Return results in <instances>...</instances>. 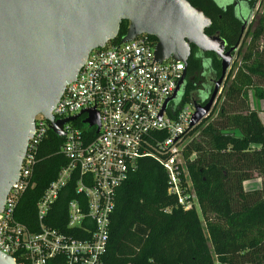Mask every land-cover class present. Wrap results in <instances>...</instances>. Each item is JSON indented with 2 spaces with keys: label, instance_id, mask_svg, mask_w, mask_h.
I'll list each match as a JSON object with an SVG mask.
<instances>
[{
  "label": "trees",
  "instance_id": "16d2710c",
  "mask_svg": "<svg viewBox=\"0 0 264 264\" xmlns=\"http://www.w3.org/2000/svg\"><path fill=\"white\" fill-rule=\"evenodd\" d=\"M188 1L210 19L205 34L218 33L228 48L237 45L238 58L208 115L185 134H197L182 150L197 210L183 209L167 193V176L156 159H139L116 191L101 264H264V124L250 106L248 94L253 90L264 102V0L262 12L243 30L240 16L245 18L246 10L262 0H238L247 4L241 7L244 13L224 0ZM126 27L127 22L121 21L117 37L110 42L118 43ZM150 39L155 43L154 37ZM204 66L208 78L220 76L216 55L200 54L190 45L187 75ZM195 80H186L178 98L189 102L193 95L203 105L212 85L207 78L200 86ZM61 143L62 138L48 130L37 146L34 185L22 195L15 212L16 220L28 227L37 224V200L66 164ZM252 178L260 180L259 187L244 189L243 182ZM68 189L69 193H60L45 219L51 227L65 228L66 203L74 196L71 183Z\"/></svg>",
  "mask_w": 264,
  "mask_h": 264
},
{
  "label": "built area",
  "instance_id": "2783aa9c",
  "mask_svg": "<svg viewBox=\"0 0 264 264\" xmlns=\"http://www.w3.org/2000/svg\"><path fill=\"white\" fill-rule=\"evenodd\" d=\"M154 44L142 34L89 51L52 108L54 119L75 117L62 125L59 135L66 164L37 200V224L28 227L16 220L15 212L34 185V156L50 130L41 114L35 116L19 177L0 211V252L14 264H101L116 191L141 158L156 159L167 176V193L183 209L195 208L182 157L193 110L188 101L170 100L161 111L185 66L171 58L157 61ZM86 109L97 112L98 126L83 122L87 114L81 112ZM69 183L74 196L66 203L61 230L45 219L60 193L70 192Z\"/></svg>",
  "mask_w": 264,
  "mask_h": 264
},
{
  "label": "water",
  "instance_id": "95a60500",
  "mask_svg": "<svg viewBox=\"0 0 264 264\" xmlns=\"http://www.w3.org/2000/svg\"><path fill=\"white\" fill-rule=\"evenodd\" d=\"M241 20L243 30L247 18ZM121 21L127 27L119 43L142 34L154 37L157 61L171 58L186 67L190 45L216 55L221 71L212 78L207 101L201 105L189 97L191 127L208 115L237 45L228 48L218 33L205 34L211 21L188 0H0V211L19 177L35 116L41 114L54 134H63L62 125L75 117L54 119L52 108L89 51L117 37ZM184 85L185 69L161 111ZM81 113L87 114L84 123L98 126L94 109ZM0 264L14 261L0 252Z\"/></svg>",
  "mask_w": 264,
  "mask_h": 264
},
{
  "label": "rangeland",
  "instance_id": "374dc122",
  "mask_svg": "<svg viewBox=\"0 0 264 264\" xmlns=\"http://www.w3.org/2000/svg\"><path fill=\"white\" fill-rule=\"evenodd\" d=\"M219 1H221L222 2V0H219ZM225 1V0H224ZM262 4H263V0H262V2L261 3H257L256 4V6H255V10H253L254 11V16H253V20H256V18H257V16L262 12ZM248 11V10H247ZM248 40V37H246V41ZM234 60H236V62H238V58H236V52H234L233 53V59H232V62L234 61ZM231 62V63H232ZM207 74H208V70L207 69H205V72L202 74V72L201 71H199V72H196V73H194V74H192V75H187V80H190V79H196L195 80V83H196V85L198 86H200V85H202L204 82H205V79L208 77L207 76ZM215 103V102H214ZM214 105V104H213ZM261 105H262V109H264V102L262 101V103H261ZM197 137V134H193L192 136H187V137H185V141H184V145H186L187 143H189L191 140H193V139H195ZM195 209L197 210V206H196V203H195ZM204 235H205V237H207V233L204 231ZM216 264H219V263H216Z\"/></svg>",
  "mask_w": 264,
  "mask_h": 264
},
{
  "label": "crops",
  "instance_id": "0c3cea01",
  "mask_svg": "<svg viewBox=\"0 0 264 264\" xmlns=\"http://www.w3.org/2000/svg\"><path fill=\"white\" fill-rule=\"evenodd\" d=\"M249 104L252 108L258 111V116L262 123L264 124V109H262V100L256 97L255 92L253 90L249 91ZM260 180L258 178H252L250 180L243 182V187L246 190L253 189L259 187Z\"/></svg>",
  "mask_w": 264,
  "mask_h": 264
},
{
  "label": "flooded vegetation",
  "instance_id": "af4514ba",
  "mask_svg": "<svg viewBox=\"0 0 264 264\" xmlns=\"http://www.w3.org/2000/svg\"><path fill=\"white\" fill-rule=\"evenodd\" d=\"M228 3H232V4H234L235 6H236V9H237V11L238 12H241V13H244L242 10H241V7L242 6H244L245 8H246V6H247V4L246 3H244V5H242L241 4V2H239L238 0H232V2L231 1H229V0H225V4H228ZM257 4V3H256ZM255 8V7H254ZM252 9L251 11L250 10H246V14L245 15H243L244 17H246L247 18V22H246V26H247V24L252 20V18H253V13H254V11L253 10H255V9ZM240 14V13H239ZM241 17V19H243V17L242 16H240ZM189 57V56H188ZM205 66H204V68L203 69H201V72H202V74L205 72ZM186 80H187V65H186V67H185V82H186ZM207 82L209 83V85H212V78H208L207 77ZM180 99L177 97V98H174V99H172L171 100V102L172 103H176V104H178L180 101H179Z\"/></svg>",
  "mask_w": 264,
  "mask_h": 264
}]
</instances>
